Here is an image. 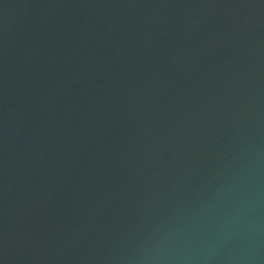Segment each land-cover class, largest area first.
<instances>
[{
    "label": "water",
    "instance_id": "water-1",
    "mask_svg": "<svg viewBox=\"0 0 264 264\" xmlns=\"http://www.w3.org/2000/svg\"><path fill=\"white\" fill-rule=\"evenodd\" d=\"M0 264H264V0H0Z\"/></svg>",
    "mask_w": 264,
    "mask_h": 264
}]
</instances>
